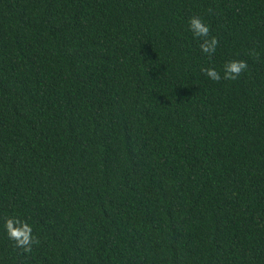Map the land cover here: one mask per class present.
Listing matches in <instances>:
<instances>
[{"label":"trees","instance_id":"obj_1","mask_svg":"<svg viewBox=\"0 0 264 264\" xmlns=\"http://www.w3.org/2000/svg\"><path fill=\"white\" fill-rule=\"evenodd\" d=\"M9 215L0 264H264V0H0Z\"/></svg>","mask_w":264,"mask_h":264},{"label":"clouds","instance_id":"obj_2","mask_svg":"<svg viewBox=\"0 0 264 264\" xmlns=\"http://www.w3.org/2000/svg\"><path fill=\"white\" fill-rule=\"evenodd\" d=\"M187 27L193 39L199 42L200 52L207 57H211L216 52L219 41L215 36L210 35L209 24L201 16L193 15L188 18ZM247 67V62L244 60L230 59L222 65L219 71L215 67L203 66H201L200 71L214 82H219L222 79L232 81L236 80ZM0 228H2L7 238L13 242L14 247L21 249L25 254L31 253L33 247L39 244L33 226L27 219L18 215L5 217Z\"/></svg>","mask_w":264,"mask_h":264}]
</instances>
